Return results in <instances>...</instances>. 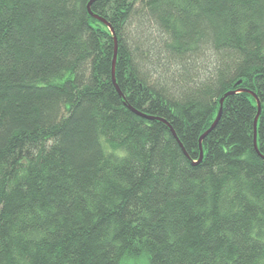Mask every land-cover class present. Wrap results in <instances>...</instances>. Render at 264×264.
Wrapping results in <instances>:
<instances>
[{
	"label": "trees",
	"instance_id": "obj_1",
	"mask_svg": "<svg viewBox=\"0 0 264 264\" xmlns=\"http://www.w3.org/2000/svg\"><path fill=\"white\" fill-rule=\"evenodd\" d=\"M90 1L0 0V264H264V0Z\"/></svg>",
	"mask_w": 264,
	"mask_h": 264
},
{
	"label": "water",
	"instance_id": "obj_2",
	"mask_svg": "<svg viewBox=\"0 0 264 264\" xmlns=\"http://www.w3.org/2000/svg\"><path fill=\"white\" fill-rule=\"evenodd\" d=\"M92 2V0L90 1V3ZM90 3H89V6H88V8H89V12L91 13V14H93L92 13V11H91V9H90ZM93 16L94 17H96V18H98V19H100L101 21H103V22H105L109 27H110V29L112 30V32H114L113 31V29H112V27L110 26V24L104 19V18H102V17H100V16H98V15H96V14H93ZM115 42H116V37H115ZM116 57H117V43L115 44V54H114V60H113V70H112V77H113V81H114V83L116 84V78H115V62H116ZM241 81H239L238 83H240ZM116 86H117V89H119V87H118V85L116 84ZM242 90H244V89H242ZM246 90V89H245ZM247 91H249V90H247ZM235 91L234 90H232V91H228V92H226L225 94H224V96H222L221 98H220V106H219V110H218V113H217V116H216V118H215V120H214V122L212 123V125L210 126V128L208 129V130H206L202 135H201V137H200V140H199V145H200V158H199V160H197V161H195L194 163H198L202 158H203V156H204V152H203V148H202V140H203V138L210 132V130L216 125V123H217V121L219 120V118H220V116H221V113H222V108H223V100H224V98L227 96V95H229V94H231V93H234ZM250 93H252L255 97H256V99H257V96H256V94L253 92V91H249ZM257 102H258V114L256 115V117H255V121H254V146H255V148L256 149H258V146H257V120H258V117H259V114H260V111H261V103H260V101L257 99ZM134 111H136V110H134ZM136 112H138V111H136ZM139 113V112H138ZM165 121V120H164ZM172 131H173V133L175 134V132H174V130L172 129Z\"/></svg>",
	"mask_w": 264,
	"mask_h": 264
},
{
	"label": "rangeland",
	"instance_id": "obj_3",
	"mask_svg": "<svg viewBox=\"0 0 264 264\" xmlns=\"http://www.w3.org/2000/svg\"><path fill=\"white\" fill-rule=\"evenodd\" d=\"M120 264H150L147 256H132L128 255L125 256Z\"/></svg>",
	"mask_w": 264,
	"mask_h": 264
}]
</instances>
